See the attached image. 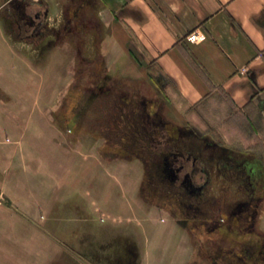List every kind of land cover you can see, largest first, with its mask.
I'll return each mask as SVG.
<instances>
[{"label":"crops","instance_id":"obj_1","mask_svg":"<svg viewBox=\"0 0 264 264\" xmlns=\"http://www.w3.org/2000/svg\"><path fill=\"white\" fill-rule=\"evenodd\" d=\"M12 1L19 0H5ZM24 1L31 14L43 9L45 21L61 14L69 31L71 20L83 14L84 2L93 0ZM94 1L109 65L125 64V74L135 72L155 83L173 112L193 109L188 110L191 114L215 107L222 124L237 120L242 129L253 131L256 138L249 141H264V0ZM16 9L23 10L20 4ZM53 49L62 51V56L53 52V62L69 66L76 61L71 51L79 45L66 41ZM20 51L0 23V113L12 111L16 97H32L26 113L43 119L30 126L35 137L47 141L46 153L36 145L15 157L20 164L12 175L4 170L0 177V264H67L70 259L63 252L72 253L79 264H210L209 253L216 246L227 247L228 241L220 236L214 241L217 232L209 223L177 210L171 213L143 196L141 157L102 153L104 138V143L94 141L91 146L79 142L78 133L69 139L67 131L82 126L84 101L75 102L78 119L69 122L71 130L55 122L57 92L47 91L53 80L34 66L39 55L28 58ZM66 73H58V80L69 81ZM7 96L12 100L6 106L11 108L5 106ZM102 157L118 162L106 164L104 173L119 185L123 200L119 214L109 211L104 217L93 187ZM26 162L36 163L31 173L24 171ZM84 162L92 170L83 172ZM126 211L134 215L137 227L130 226L129 214H121Z\"/></svg>","mask_w":264,"mask_h":264},{"label":"rangeland","instance_id":"obj_2","mask_svg":"<svg viewBox=\"0 0 264 264\" xmlns=\"http://www.w3.org/2000/svg\"><path fill=\"white\" fill-rule=\"evenodd\" d=\"M4 2L5 0H0V21H2L0 23L6 31V37L11 42H14L16 47L26 57L34 59V57L39 55L37 59H34V62L36 60L34 66H36L39 72L42 71L44 73L46 71V75H49V78L53 80L48 82V87L49 83L51 87L47 91L52 89L54 93L57 92V98L53 102V106L56 107L53 115L55 122L66 127L69 126V122H75L78 119L75 116L77 111L75 102L84 101V108L82 106L78 107V109L81 107L84 109L82 126L80 130L67 131L69 139L73 140L74 135L78 133L82 136V138L79 137V142L83 141V144L87 146L93 145L94 141L105 142L104 148H101L102 153H122L123 157L128 159L134 156L142 158L143 154L140 148L138 149L133 142L127 141L126 134L129 133L128 130L131 129V125L133 127L135 124L136 129L141 128L140 119L142 113L149 110L153 111L155 108L158 114L164 120L174 125V127L196 125V127L204 130L211 140L221 141L231 149H240L244 153L264 157V141H249L250 137L256 138L253 131L251 129L247 130L248 127L242 129V123H238L237 120L231 123V125H227V123L225 125L222 124L219 109L215 107L206 109V111L198 109V111L191 114L189 111L193 109H187L186 111L182 109V114H178L172 111L168 101L160 94L158 86L155 83L142 78L135 72L128 71L125 74V64H118L117 66L109 65L108 51L104 49L103 26L98 19L95 9L98 2L96 3L94 0L84 2L83 14L71 20L69 31H65L62 24L64 18L61 14L57 13V15H54L53 20L46 21L42 16V23L37 29V33L36 30L32 32L31 26L22 17L26 16L25 13L29 12V9L22 10L21 13L23 14H18L13 10V1L9 2L10 4ZM41 12L43 15V9ZM70 18L72 17L70 16ZM66 41L78 43L79 49L71 51L76 61L69 66L56 65L57 62H53V58L56 52L62 56V51L61 49L55 50L53 48L54 46H61V43ZM53 52H55V55ZM45 63H49L52 66H46ZM56 72H67L66 75L70 78L69 81H59L58 76L60 74ZM83 86H85V90H83ZM3 100L6 106V102H10L12 99L7 96L3 97ZM87 101L89 102V106L86 104ZM31 102L32 97L24 95L20 98L16 97L15 105L17 106L12 104V111L13 109H20L23 113L18 112V110L16 112L5 111L4 113H0V177L3 176L4 170L5 173L12 175L15 165L20 164L15 157L21 153L26 155L36 145L39 149H42L39 152L46 153L45 143L47 141L43 138L35 137L36 131L30 126L32 121L35 120L34 116L26 113ZM41 102V104H44L45 99H42ZM65 114L66 119H62ZM35 121L43 123L42 118ZM69 128L71 130V126ZM121 139L126 140L121 141ZM73 144L70 143L71 146H74ZM112 159V157L110 159L102 157V168L99 166L95 168V172L98 173L99 170V173L95 178L96 185L93 187L98 194L97 197L100 200V204L102 203L103 205L101 213L103 217L106 214L109 215V211L111 214H119L120 211L118 209L122 206L123 201L121 200L119 185L104 173L106 171V164L112 166L118 163L112 161ZM25 164L26 169L24 171L30 173L36 165V163L32 162H26ZM18 167L24 168L19 165ZM6 168H8L7 171ZM20 168H17V173H20ZM81 170L89 172L88 170H92V166L84 162ZM145 181L146 175L141 187L145 185ZM138 183L136 181L134 186L137 187ZM135 189L137 190V188ZM144 194L146 193L143 191V196ZM145 197L148 198L147 195ZM4 202L9 203L6 199H4ZM114 209L115 211L111 212ZM261 212L262 215L260 213L257 226L259 232H261L259 233L260 236L264 237V229L260 228L261 224H264V201ZM126 213L129 214L128 218H131L132 221L130 222V226L137 227L135 221L132 220L134 215L131 212H121V214ZM121 216L125 218L124 215ZM155 221L163 225L160 220L156 219ZM39 228H43V226H39ZM214 238V241H218L216 240L218 237L214 236ZM60 254L61 252H59ZM64 255L69 256L70 260L67 261V264H79L75 261L72 253L69 252L67 254V252H63L62 256ZM215 256L216 252H210L207 262L212 264L214 263L213 260H217L218 262L221 260L219 255Z\"/></svg>","mask_w":264,"mask_h":264},{"label":"flooded vegetation","instance_id":"obj_3","mask_svg":"<svg viewBox=\"0 0 264 264\" xmlns=\"http://www.w3.org/2000/svg\"><path fill=\"white\" fill-rule=\"evenodd\" d=\"M12 7L23 14L17 3ZM25 14L30 28L41 26L38 11ZM140 124L139 129L131 125L126 136L143 154L148 200L209 223L216 237L228 241L227 247L215 245L221 259L215 264H264V237L257 226L264 158L228 148L196 126L174 127L155 108L142 113Z\"/></svg>","mask_w":264,"mask_h":264},{"label":"trees","instance_id":"obj_4","mask_svg":"<svg viewBox=\"0 0 264 264\" xmlns=\"http://www.w3.org/2000/svg\"><path fill=\"white\" fill-rule=\"evenodd\" d=\"M14 3L20 4V8L23 10H27L28 5H29L28 2H26L24 0L15 1ZM14 3H12V4H14ZM13 10H14V7H13ZM38 12L42 16V12L41 11H38Z\"/></svg>","mask_w":264,"mask_h":264}]
</instances>
